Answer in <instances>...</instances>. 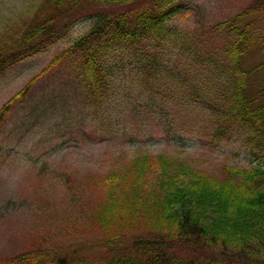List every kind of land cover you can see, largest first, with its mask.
<instances>
[{
    "label": "trees",
    "instance_id": "16d2710c",
    "mask_svg": "<svg viewBox=\"0 0 264 264\" xmlns=\"http://www.w3.org/2000/svg\"><path fill=\"white\" fill-rule=\"evenodd\" d=\"M12 1L20 6L0 29V74L64 39L77 21L89 26L0 107V128L13 103L68 60L78 79L66 81L65 96H75L78 108L65 104L70 118L60 126L73 124L71 113L110 116L117 92L135 93L158 118L174 107L192 131L237 135L257 164L222 165L213 174L161 153L87 174L77 202L91 191L97 198L74 207L67 233L82 238L59 252L38 247L0 264H264V74L254 90L243 66L253 49L243 14L213 26V46L198 29L175 25L183 0Z\"/></svg>",
    "mask_w": 264,
    "mask_h": 264
},
{
    "label": "rangeland",
    "instance_id": "374dc122",
    "mask_svg": "<svg viewBox=\"0 0 264 264\" xmlns=\"http://www.w3.org/2000/svg\"><path fill=\"white\" fill-rule=\"evenodd\" d=\"M183 2L184 8L174 16L175 25L198 29L213 46L218 44L213 26L243 14L242 25L249 26L253 39V49L243 66L252 72L251 87L256 90L264 74L260 67L264 62V0ZM191 5L198 7L194 14L188 10ZM16 6L20 3L0 1V29L13 18L11 11ZM88 26V21H77L64 39L55 41L45 52L26 57L2 72L0 107L41 74ZM74 78L78 79V74L68 60L52 67L23 101L13 103L0 128V260L38 247L59 252L69 243H77L81 235L67 234L74 207L83 205L85 209L97 198L91 191L80 198L81 204L77 202L81 180L87 174L120 169L135 156L164 153L213 174H220L222 165L257 164L237 135L212 139L203 131H192L190 120L183 122L181 111L176 113L174 107L167 118H158L140 104L135 93L126 98V92H117L108 103L110 116L98 111L85 120L83 112L77 116L71 113L73 124L62 127V119L70 114L63 106L69 104L70 111L73 105L78 108L75 96H65L64 89L66 81ZM201 125L203 120L198 129ZM8 201L12 204L7 205Z\"/></svg>",
    "mask_w": 264,
    "mask_h": 264
}]
</instances>
